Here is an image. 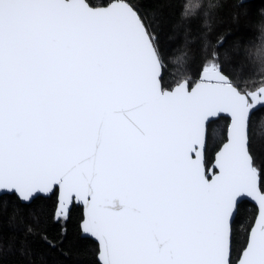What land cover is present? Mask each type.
<instances>
[{
  "label": "snow or ice",
  "instance_id": "obj_1",
  "mask_svg": "<svg viewBox=\"0 0 264 264\" xmlns=\"http://www.w3.org/2000/svg\"><path fill=\"white\" fill-rule=\"evenodd\" d=\"M203 6L186 4V18ZM158 39L123 0L104 10L0 0V198L31 204L58 189L57 221L82 203L81 230L98 241L102 264H232V220L251 198L258 214L236 264H264V191L249 136L252 113L264 110V50L253 56L260 86L242 90L233 75L248 66L220 51L224 37L209 51L205 35L199 52L177 57L182 67L199 59L201 80L165 90ZM220 113L230 114V134L208 179L206 124ZM22 211L10 221L23 222Z\"/></svg>",
  "mask_w": 264,
  "mask_h": 264
},
{
  "label": "trees",
  "instance_id": "obj_2",
  "mask_svg": "<svg viewBox=\"0 0 264 264\" xmlns=\"http://www.w3.org/2000/svg\"><path fill=\"white\" fill-rule=\"evenodd\" d=\"M91 5H105L111 0H87ZM152 24L158 33L159 51L162 57L161 83L170 88L185 79L189 85L198 80L201 70L199 59L189 60L180 66L177 57L187 52L189 57L199 52L202 38L210 34L209 51L220 37H224L221 52L227 49L230 59L237 65L246 64L243 76L233 75L234 83L241 89L255 90L260 86L261 74L253 56L258 48L264 50V0H203V7L195 18H186L185 5L201 0H126ZM218 3L215 8L209 5ZM207 14V15H205ZM207 21V24L205 23ZM196 43L188 44V37ZM225 64V72L229 71ZM190 78V79H189ZM255 81V83H253ZM228 118L219 116L208 123L205 148L206 167L212 162L213 153L225 139ZM255 165L261 170V190L264 191V110L252 113L249 125ZM57 189L47 196L38 195L31 204H21L14 195L0 198V264H101L97 259L98 245L95 240L80 234L82 206L73 203L67 220L57 221ZM23 211L10 221L13 208ZM256 206L249 200L239 202L232 222L231 261H236L246 244L247 234L256 214ZM32 227V233L25 231ZM62 230L66 233L62 234ZM43 236L57 246L51 247Z\"/></svg>",
  "mask_w": 264,
  "mask_h": 264
},
{
  "label": "water",
  "instance_id": "obj_3",
  "mask_svg": "<svg viewBox=\"0 0 264 264\" xmlns=\"http://www.w3.org/2000/svg\"><path fill=\"white\" fill-rule=\"evenodd\" d=\"M86 2L88 3L87 0H86ZM115 2H120V0H111L109 3H107V4H105V5H91V4H89V3H88V4H89V6L92 7L93 9H96V10H104V9H106L107 7H109L112 3H115ZM123 2H127V1H126V0H123ZM127 3H128V2H127ZM160 71H161V74H162V68H161ZM200 80H201V76L199 75L198 80L195 81L192 85H189L188 81L185 80V79H183V80H181V81L175 83L172 87H170V88H164V89H165V90H171V89H173L178 83L187 82V83H188V86H189V90H190L191 87L195 86V84H196L198 81H200ZM161 85H162V83H161ZM162 87H163V86H162ZM255 90H256V89H255ZM219 116H225V117H227V118H228V123H227V127H226V132H225V139L222 141V143L219 145V147L214 151V153H213V159H212V162H211V164L209 165V167H206V170H210V171H207V177H208V179H211L212 174H213L214 171H215V172H218V169H213V165H214V163H215V158H216V153H217L218 151H220V149L223 147V145H224L225 143L228 142V138H229V134H230V124H231V117H230V114H228V113H220ZM219 116H218V117H219ZM214 119H216V118H211V119L207 122V124H206V142H207V127H208V123H209L211 120H214ZM205 148H206V147H205ZM57 193H58V189H57ZM42 196H47V195H42ZM243 199H247V200L251 201V202L256 206V208H257V211H256V214H255V216H254L253 222H252V224H251V226H250V228H249V231H250L252 225L255 223V220H256V217H257V214H258V205H257V203H256L254 200H252L251 198H243ZM243 199H241V200H243ZM241 200H240V201H241ZM74 203H75V202H74ZM75 204H77V205L80 204V205L82 206V218H81V220H80V234H81L82 236L90 237V238H92L93 240H95V241L97 242V245H98L97 259H98V261L102 264V261H101V260L99 259V257H98V252H99V244H98V241H97L95 238L91 237L89 234H85V233H83L82 230H81V223H82V220L84 219L85 208H84V206H83L82 203H75ZM232 222H233V220H232ZM249 231H248V232H249ZM231 236H232V224H231ZM246 242H247V241H246ZM230 244H231V241H230ZM245 246H246V244H245ZM242 250H243V249H242ZM242 250L240 251V253L242 252ZM240 253H239V255H240ZM238 258H239V256H238ZM238 258L236 259V261L238 260ZM236 261H235L233 264H236Z\"/></svg>",
  "mask_w": 264,
  "mask_h": 264
}]
</instances>
